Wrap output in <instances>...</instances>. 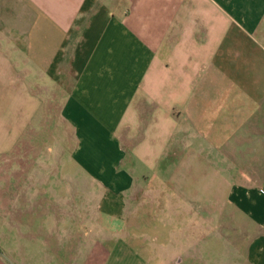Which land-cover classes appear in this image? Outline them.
I'll list each match as a JSON object with an SVG mask.
<instances>
[{"label": "crops", "instance_id": "1", "mask_svg": "<svg viewBox=\"0 0 264 264\" xmlns=\"http://www.w3.org/2000/svg\"><path fill=\"white\" fill-rule=\"evenodd\" d=\"M25 113L68 126L67 170L102 200L59 213L18 190L16 225L43 213L52 238L31 263L264 264V0H0V152ZM168 166L176 231L122 238Z\"/></svg>", "mask_w": 264, "mask_h": 264}, {"label": "rangeland", "instance_id": "2", "mask_svg": "<svg viewBox=\"0 0 264 264\" xmlns=\"http://www.w3.org/2000/svg\"><path fill=\"white\" fill-rule=\"evenodd\" d=\"M17 122L20 120L18 119ZM23 122V138L17 145L9 144L10 150L0 152V255L13 258L19 262L17 264H33L36 259L47 261L45 244L52 239L49 237V223L42 221L43 216L46 215L41 213L34 215V220L32 215L25 214L22 216L23 224L16 225L18 216L14 214L15 208L19 206L18 196H22V193L19 195L18 190L20 192L34 191V194L38 191L39 195L49 191L52 196L36 199L34 203L37 206H52L59 213L66 207H78L95 215L102 200L96 198L97 195L94 194L98 188L96 184L89 179L80 180L83 178L80 176L83 172L75 171L73 168L67 170L65 165L67 154L64 152V147L68 145L65 141L73 138L67 125H60L55 118H27L26 113ZM15 123L16 119L13 118L9 121V126H15ZM148 170L151 172L149 177H152V181L148 183V198L141 202L138 214V217L143 220V225L136 226L139 227L137 229L132 226L128 231H121L119 234L122 238H126L130 232V237L133 239L146 238L148 243L146 245L154 244L159 233L162 238L168 228L171 232L176 231L175 212L170 210V202L159 198L158 193L162 191V194L167 193L168 190L164 189L166 182H169L168 177L176 175L177 169L168 166L166 169ZM163 179L165 183H162ZM157 180L162 183V186L157 184ZM17 182L20 183L19 188H17L19 185ZM159 187H162L160 188L162 190H158ZM103 191L106 192V189ZM26 201L31 204V200ZM59 213L56 214L57 219L60 218ZM59 233L65 232L57 230V236ZM67 233L70 234V232ZM93 233L95 234V232H89L87 239L92 237ZM91 246L89 244V250ZM142 249L145 253L150 250L149 247H142ZM167 251L172 254L175 252L174 248H167ZM31 258H34L33 263ZM24 259L29 261L23 262Z\"/></svg>", "mask_w": 264, "mask_h": 264}]
</instances>
